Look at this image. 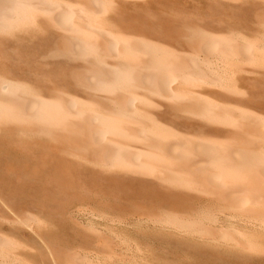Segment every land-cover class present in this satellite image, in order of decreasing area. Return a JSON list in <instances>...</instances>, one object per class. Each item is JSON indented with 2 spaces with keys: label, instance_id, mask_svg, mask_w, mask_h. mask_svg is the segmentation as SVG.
Here are the masks:
<instances>
[{
  "label": "bare ground",
  "instance_id": "1",
  "mask_svg": "<svg viewBox=\"0 0 264 264\" xmlns=\"http://www.w3.org/2000/svg\"><path fill=\"white\" fill-rule=\"evenodd\" d=\"M227 1L239 21L207 29L122 18L155 0H0V35L48 30L36 62L68 65L67 86L44 90L0 68V135L41 140L68 163L139 174L172 192L171 204L137 202L113 222L264 256V0ZM5 220L32 233L52 264H95L81 251L54 261L41 214ZM95 245L114 256L122 248L103 232ZM27 246L0 233V261H24Z\"/></svg>",
  "mask_w": 264,
  "mask_h": 264
},
{
  "label": "rangeland",
  "instance_id": "2",
  "mask_svg": "<svg viewBox=\"0 0 264 264\" xmlns=\"http://www.w3.org/2000/svg\"><path fill=\"white\" fill-rule=\"evenodd\" d=\"M240 14L227 0H155L149 11L121 16L127 20L164 24V27V21L168 19L217 29L221 22L239 21ZM49 42L48 30L26 36L23 33L0 35V68L22 74L27 82L41 90L53 86L65 88L68 69L65 61H54L49 65L36 62V54ZM92 169L66 162L53 151L50 143L41 140L20 142L11 136L0 135V233L28 244L27 250L21 251V254L27 253V257H20L24 261L7 260L0 264L53 263L43 244L32 233L5 220L13 213L24 211L48 219V223L39 229V235L57 263H61L66 251H81L95 264H264L263 255L243 254L143 222L128 221L126 224L109 220L108 217L131 209L137 202L169 205L173 202L172 192L160 190L139 174ZM182 193L177 191V195ZM69 214L78 215L87 226L77 225ZM101 232L120 241L122 250L118 253L126 258L111 255L106 248L95 245L96 235ZM13 253L16 254V250Z\"/></svg>",
  "mask_w": 264,
  "mask_h": 264
}]
</instances>
